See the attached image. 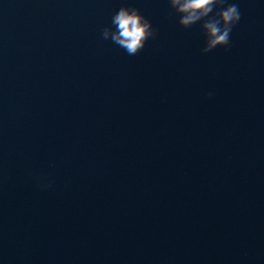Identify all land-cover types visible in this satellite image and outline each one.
I'll use <instances>...</instances> for the list:
<instances>
[{
  "label": "water",
  "instance_id": "95a60500",
  "mask_svg": "<svg viewBox=\"0 0 264 264\" xmlns=\"http://www.w3.org/2000/svg\"><path fill=\"white\" fill-rule=\"evenodd\" d=\"M228 2L202 54L169 0H0V264H264V0Z\"/></svg>",
  "mask_w": 264,
  "mask_h": 264
},
{
  "label": "clouds",
  "instance_id": "9594fccd",
  "mask_svg": "<svg viewBox=\"0 0 264 264\" xmlns=\"http://www.w3.org/2000/svg\"><path fill=\"white\" fill-rule=\"evenodd\" d=\"M171 9L179 17L178 24L189 29L199 24L204 36L202 54L217 47L227 51L232 30L241 19L237 3L228 0H169ZM158 29L139 8L122 6L112 17L110 25L101 30L103 40L122 48L129 56H136L144 49L148 40L155 39ZM209 97L212 93L207 94Z\"/></svg>",
  "mask_w": 264,
  "mask_h": 264
}]
</instances>
